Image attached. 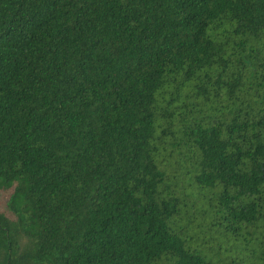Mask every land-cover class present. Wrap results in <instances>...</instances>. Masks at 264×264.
<instances>
[{"label":"trees","instance_id":"1","mask_svg":"<svg viewBox=\"0 0 264 264\" xmlns=\"http://www.w3.org/2000/svg\"><path fill=\"white\" fill-rule=\"evenodd\" d=\"M0 264H264V0H0Z\"/></svg>","mask_w":264,"mask_h":264}]
</instances>
